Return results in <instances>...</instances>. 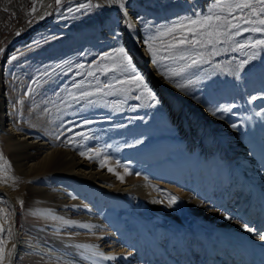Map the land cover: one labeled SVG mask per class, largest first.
I'll use <instances>...</instances> for the list:
<instances>
[{"label": "bare ground", "instance_id": "1", "mask_svg": "<svg viewBox=\"0 0 264 264\" xmlns=\"http://www.w3.org/2000/svg\"><path fill=\"white\" fill-rule=\"evenodd\" d=\"M116 1L71 0L74 6L57 12L45 28L12 48L6 61V72H9V65L19 52L24 53L25 48L38 45L50 34L56 35L58 28H64L70 22L81 26L83 36L77 44L85 42L108 49L114 41L116 53L107 52L103 57L120 67L122 58L118 53L123 48L126 55L131 52L128 57L136 67L139 66L140 71L145 67L148 56L139 58L137 55L146 49L143 30L145 11L137 0H131L129 9L122 4L118 10L114 9ZM82 4L91 6L80 8ZM49 6L50 0H44L39 7L40 13ZM108 10L113 17L105 19L106 27L94 30L97 16L109 13ZM82 20L89 21V24L81 23ZM175 25L164 24L162 28ZM92 33H97L99 37L92 36ZM129 41H135L133 50L129 48ZM146 70L148 72L141 77L148 85V92L138 97L154 101L152 114L147 113L150 110L144 104L145 107H131L127 126L119 132L105 120L113 114L112 110L105 100L96 97L81 109L79 116L83 114L87 118L74 122L77 129L72 132L71 138L68 133L60 135L65 129L57 130L60 124L49 125V132L56 139L50 143L45 138L39 139V136L30 137V132L17 125L16 114L20 108L15 107V98L10 95L14 80L11 82L5 76L8 106L4 103L0 113V140L16 164L8 182L0 184L3 187L0 188V198L9 215L7 225L13 234L6 248V263L13 264L16 258L17 263L14 264H112L113 259L126 264L132 256L128 249L130 240L123 242L118 239L117 233L104 235L103 231L114 222L122 225L124 219L128 222L132 220L129 204L139 202L148 203L159 211V217L153 221H149L144 213L131 221V228L137 233V242L133 246L140 260L142 256H147L155 260V264L159 260L176 264L172 258L179 255V264H204L206 261L208 264H221L220 258L231 256L233 264H264V239L260 238L264 234L256 237V231L264 228V213L261 215L264 212V172H259L256 166L252 169L249 163V158L255 154V148L249 146V143L255 142L246 135L249 131L231 115L233 111L227 108L222 91L198 92L189 88L184 93L159 74L158 65L151 63ZM147 74H151V80ZM93 109L103 116L88 118L95 112ZM79 110L67 107L60 114L68 112L72 116ZM91 118L100 121L92 123ZM234 156L237 158L230 162ZM216 169H225L230 177L236 178L237 184H232L224 192L226 199L240 189L231 203V211L238 217L237 224L232 228L227 224L223 207H213L209 195L203 199L186 194L180 206L174 208L166 201L160 188L147 181L155 170L163 172L165 179L176 177V182L181 183L190 174L198 172L210 176ZM45 181L47 188L43 187ZM242 181L250 185H243ZM102 188L108 193L101 195L99 189ZM13 197H16L15 201H12ZM22 203L29 220L26 219L28 223L22 229L23 239L16 243L15 215L17 206ZM110 208L126 211L128 215L113 214L108 211ZM257 210L259 217L253 223ZM0 220L5 222L1 211ZM250 224L254 227L252 231H245ZM122 230L125 231V228L122 227ZM161 236L168 240L165 247L156 245ZM103 240L107 246H116L113 253L109 252L111 248L106 251L98 249ZM171 245L176 247L175 250ZM145 247L150 249L146 251ZM0 248L4 253L5 246L1 241ZM194 256L204 260L196 262Z\"/></svg>", "mask_w": 264, "mask_h": 264}, {"label": "rangeland", "instance_id": "2", "mask_svg": "<svg viewBox=\"0 0 264 264\" xmlns=\"http://www.w3.org/2000/svg\"><path fill=\"white\" fill-rule=\"evenodd\" d=\"M43 2L44 0H0V82L2 85V93L0 92V113L4 103L5 106H8V98H5L7 93L5 76H7L8 80H12L11 82L14 80L13 90L10 95L15 98V107L17 109L20 108L16 114L17 125L30 132V137L39 136V139H47L48 143L55 142L56 139L49 132V125L56 126L60 124L57 130L65 127L60 135L68 133V137L71 138L73 136L72 132L77 129L74 122L87 118L83 114L79 116L81 115V109L85 108L87 103L96 97H98V100H105V103L112 110L113 114L105 118V120L111 125V128L119 129V132L127 126V120L130 118L128 113L131 112L129 110L131 107L148 106L150 111L147 110V113L152 114L151 108L155 107L154 101L152 99L143 100L138 97L139 94L148 91H145L142 86L129 82L136 73H139L140 76L147 73L146 69L152 63L159 66V74L165 77L167 82L171 83L174 87L181 88L184 93H187V89L189 88L198 92L211 91L219 93L222 91L221 93L225 95L227 108L233 111L231 115L233 114L237 118V121L249 131L246 135L255 142L249 143L251 148H255V154L253 153L249 158L251 168L254 169L256 166V168L259 167V172H264V48H257V50L247 46L252 42L264 39V32L252 31L253 28H264V25L243 23V19H252L254 21L264 19V14H260L259 16L253 15V10L258 11L260 7L257 0H247V2L253 4V9L234 10L233 17L235 19L229 17L226 10L220 11V9L215 10L213 8V5L218 0H137L145 11L143 30L146 46L144 52H139L137 55L139 58L143 55H148L145 60V67L141 68L140 71L137 68L139 66L136 67L132 61L130 65H127L122 59V64L118 67L103 57L107 52L116 53L114 41L109 44L111 47L108 49L105 47L97 48L85 42L77 44L80 36H83L80 29L81 26L80 24L73 25L70 22L71 25L67 24L64 28L60 27L58 31L56 29L59 32L56 35L50 34L38 45L25 48L26 51L24 53L22 51L19 52L15 60L13 59L10 63L9 72H6V61L13 47L23 41L29 40L31 36L42 28H45L54 20L57 12H64L69 6L75 5L72 4L71 0H61L59 4L56 3V0H50L51 7L49 6L45 12L40 13L39 7ZM224 2L239 3L241 0H224ZM121 4L125 9H129L128 6L131 4V0H126V2L124 0H117L114 4V9L118 10V6ZM33 7L36 8L35 12H32ZM111 10H108L109 13H101L97 16L98 21L93 25L94 30L97 31L106 27L107 21L105 19L113 17ZM209 15H219L222 18L226 16L232 23H240L241 28L229 29L226 24L221 25V22H215L216 27L201 30V34L197 37V39L201 40V43L195 46L186 44L178 49H168L167 45L173 43L174 37L180 33L164 35L166 30L170 29H163L164 24L176 23L175 27H179L181 22L187 25L188 20H195ZM81 23L89 24V21L82 20ZM244 29H247V31ZM65 31H69L70 33H63ZM185 31H187V28ZM209 32H212L213 35L209 36ZM217 32L220 33L218 36L216 35ZM237 32H239V35L236 34ZM224 33L227 34L225 35ZM92 36L97 37L98 35L97 33H92ZM189 39H192L191 35H189ZM209 40L212 42L208 43ZM128 44L129 48L133 50L132 45L135 44V41L132 43L129 41ZM150 44L152 52L148 50ZM240 44L246 46L241 49L239 47ZM129 55H131V52H127V57ZM181 55L186 57V59H180ZM157 59H159V63H154ZM193 60L198 62L193 64ZM89 73H92V75H89ZM197 74L199 75L197 76ZM147 77L149 80L152 78L151 74H147ZM144 83L147 84L145 81ZM84 93H91V95L84 96ZM124 93L125 96L123 95ZM67 107L76 111L80 110L72 116L68 112H65L64 115L60 114V111ZM91 107L95 108L94 105ZM93 110L95 112L90 114V116L88 115V118L103 116L96 109ZM92 118L90 119L92 123L100 121L98 118ZM59 121L62 122L60 123ZM95 130L93 131L95 132ZM59 138L61 136L57 137L58 141ZM0 145V184H2L8 182L12 171L16 169V164L10 159V153L5 149L1 140ZM187 157L190 158V155L188 154ZM236 158L234 156L230 162H233ZM166 160L169 161L170 159ZM156 171L152 175H149L151 178H148L147 181L160 188L162 195L165 196L166 201L171 207H179L186 194L191 195L193 198L199 196L203 199L208 198L206 195H209L212 198L213 207L217 209L223 207L222 209L225 210L224 213L227 216L229 228L237 224L238 217L232 213L231 203L234 202L240 189L238 188L237 192L233 194L234 198L229 196L226 199L225 190L232 184H237V182L236 178L234 176H232L233 178L230 177L231 174L225 169H216L210 176L200 175L198 172L194 175L190 174L189 178L182 180L183 182L181 183L176 182V177L171 180L165 179L163 172ZM244 183L247 186L250 185L249 182L243 181L241 184L244 185ZM46 184H48L46 181L43 182V187L47 188ZM0 188L3 187L0 185ZM99 191L101 195L108 193V190L103 188L99 189ZM16 197L11 198L12 201H15ZM172 197L176 198L175 202H171ZM129 206L132 207L129 210L132 220L128 222L124 219L122 225H117L114 222L104 229L103 234L117 233L118 239H121V241L126 242L130 240L131 245L129 244L128 249L132 256L126 264H155V260L147 256H142L140 260V257L138 258L136 255V247L133 244L137 242V233L133 231L131 226L140 213H144L149 221H153L156 217H159V211L148 203L142 204L137 202L134 204L132 202ZM0 211L3 212L5 221L2 222L0 220V227L3 228V231H0V241L5 246L3 264H8L6 263L5 254L8 241L12 238L13 234L7 225V217L9 215L4 210L1 198ZM108 211L113 214L118 212L120 215H128L126 211L124 212L120 209L116 211V208H110ZM259 213V210L255 211L253 223L259 217ZM193 216L197 217L195 214ZM26 219L29 220L25 214L24 203H22L20 207L17 206V213L15 215L14 240L16 243H19L23 239L22 229L28 223ZM122 227L125 228V231L122 230ZM249 228L252 229L254 227L250 224ZM256 232V237L259 238L260 234H264V228ZM133 234L135 235L133 236ZM167 243L168 240L164 236H161V238L158 237L156 245L165 247ZM171 247L173 250L176 248L174 245H171ZM109 248H111L109 252L113 253L116 246H112L111 244L107 246L106 241H100L99 250L106 251ZM145 249L147 251L150 247H145ZM118 252L122 253V250ZM168 253L166 252V254ZM197 257L199 258V256H194L196 262L204 260ZM180 258L181 256L178 255L172 259L173 262L179 264ZM14 259L13 264L17 263L16 258ZM220 260L221 264L234 263L231 261V256L220 258ZM112 264H121V262L113 259ZM157 264L166 263L164 260H159ZM204 264H208V261Z\"/></svg>", "mask_w": 264, "mask_h": 264}, {"label": "snow or ice", "instance_id": "3", "mask_svg": "<svg viewBox=\"0 0 264 264\" xmlns=\"http://www.w3.org/2000/svg\"><path fill=\"white\" fill-rule=\"evenodd\" d=\"M60 2H61V0H56L57 4H59ZM257 2L259 3L260 7H259L258 11L255 9L253 10V15L259 16L260 14H264V0H257ZM90 6L91 5H88V4H82V5H80V8H87ZM213 8L220 9V11L226 10L228 16L233 17L234 10L243 11L244 9H253V4L250 2H247V0H241V2H239V3H225L224 0H218V2L213 5ZM77 10H79V9H77ZM35 11H36V8L33 7L32 12H35ZM233 19H235V17H233ZM215 22H221V25L226 24L229 29H240L241 28L240 23H232V21L227 19V17L222 18L219 15H215V16L209 15V16L197 18L195 20H188L187 25L184 22H181L179 27L174 26L170 29H167L166 32L164 33V35H172L173 33H177V32L180 33L178 36L174 37L173 43H169L167 45L168 49H170V50L171 49H178V48H180L186 44H192L193 46H195L196 44L201 43V40L197 39V37L201 34V30L216 27ZM243 23H246V24L258 23L259 25H264V19H257L255 21L252 19H243ZM192 26H195V27H192ZM186 28H187V31H185ZM244 30L247 31V29H244ZM252 31L264 32V28H253ZM219 34H220L219 32L216 33L217 36ZM224 34L226 35L227 33H224ZM236 34L239 35V32H237ZM189 35H191L192 39H189ZM208 35L211 36V35H213V33L209 32ZM211 42H212L211 40L208 41V43H211ZM245 46L246 45H244V44L239 45V47L241 49L244 48ZM247 46H249L253 49L264 48V39H260V40H257L255 42H252L251 44H249ZM148 50H149V52H152L151 44L149 45ZM118 55H120V57L123 59L125 64H127V65L131 64V60L127 57L123 48H121L119 50ZM153 55H155V53H153ZM160 59H162V58H160ZM180 59H186V57L181 55ZM197 62L198 61H196V60L192 61L193 64H195ZM154 63H159V59L155 60ZM89 75H92V73H89ZM129 82L135 83L138 86H142L145 91H148V85L144 83V81H143V79L139 73H136V75ZM83 95L88 96V95H91V93H84ZM223 111H228V109H223ZM82 155H83V153H82ZM88 158L91 159L92 157H88ZM109 171H112V169H109ZM5 179H6V177H5ZM121 179H122V177H121ZM175 199H176L175 197H172L171 202H175ZM0 231H3L2 227H0ZM245 231H252V229H250L246 226ZM260 238L264 239V235H261ZM106 258H110V257H106ZM3 259H4L3 249L0 248V264H3Z\"/></svg>", "mask_w": 264, "mask_h": 264}, {"label": "water", "instance_id": "4", "mask_svg": "<svg viewBox=\"0 0 264 264\" xmlns=\"http://www.w3.org/2000/svg\"><path fill=\"white\" fill-rule=\"evenodd\" d=\"M0 92L2 93V85H1V82H0Z\"/></svg>", "mask_w": 264, "mask_h": 264}, {"label": "trees", "instance_id": "5", "mask_svg": "<svg viewBox=\"0 0 264 264\" xmlns=\"http://www.w3.org/2000/svg\"><path fill=\"white\" fill-rule=\"evenodd\" d=\"M2 58H3V56H2Z\"/></svg>", "mask_w": 264, "mask_h": 264}]
</instances>
